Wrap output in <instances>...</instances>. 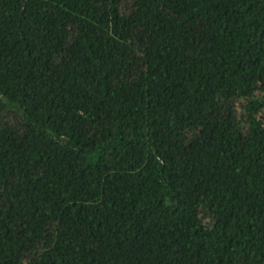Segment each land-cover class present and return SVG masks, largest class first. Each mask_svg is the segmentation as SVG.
<instances>
[{
    "label": "trees",
    "instance_id": "trees-1",
    "mask_svg": "<svg viewBox=\"0 0 264 264\" xmlns=\"http://www.w3.org/2000/svg\"><path fill=\"white\" fill-rule=\"evenodd\" d=\"M0 264H264V0H0Z\"/></svg>",
    "mask_w": 264,
    "mask_h": 264
}]
</instances>
